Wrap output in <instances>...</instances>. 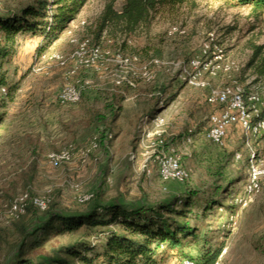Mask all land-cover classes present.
Listing matches in <instances>:
<instances>
[{"label": "rangeland", "instance_id": "1", "mask_svg": "<svg viewBox=\"0 0 264 264\" xmlns=\"http://www.w3.org/2000/svg\"><path fill=\"white\" fill-rule=\"evenodd\" d=\"M34 1L0 0V15L16 13ZM107 1L88 0L68 27L47 41L38 34L18 35L15 53L4 66L8 83L16 85V91L0 125V264H15L18 215L11 212V206L23 195L27 200L46 201L64 214L83 213L92 200L154 206L186 199L190 201L186 221L193 235L173 249L160 245L156 264H180L185 259L200 262L205 253L218 248L222 250L216 264H264V176L259 191L245 206L235 203L246 197L248 153L241 131L229 128L221 146L210 142L208 120L220 107L205 102L206 91L190 88L178 78V64L198 56L200 46L212 34L224 52V64L231 69H220L208 78L210 85L221 88L235 80L248 94L264 99V78L257 80L252 69L246 68L253 47L264 45V12L254 14L249 7L227 0H194L193 5L158 7L149 27L134 35L116 39L103 33L97 42L92 32ZM122 4L116 1L115 10L120 11ZM81 21L85 26H80ZM71 40H88L109 55L100 61L98 71L82 69L69 80L89 84L77 104L62 106L55 96L66 82V70L49 56L68 57L74 49ZM156 52L160 58L154 57ZM118 53L137 56V72L149 66L151 79L138 76L133 79L134 88L116 86L121 75L115 61ZM153 59L159 67L150 65ZM116 112L118 119L112 122ZM154 113L163 117V137L189 171L184 184L162 182L152 163L146 174L141 168L146 156L141 161L136 157L137 145L146 150L140 142L141 121ZM104 128L111 139L104 146L101 138L100 147L84 158L82 153L93 137L104 135ZM68 148L72 160L54 167L48 156ZM253 149L264 167V134L254 140ZM235 154L241 158L235 160ZM89 195V200L80 202ZM33 217L27 216L28 224L34 223ZM79 235L51 236L39 252L49 253ZM92 237L87 242L100 251L103 237ZM74 264L81 263L75 260Z\"/></svg>", "mask_w": 264, "mask_h": 264}, {"label": "trees", "instance_id": "2", "mask_svg": "<svg viewBox=\"0 0 264 264\" xmlns=\"http://www.w3.org/2000/svg\"><path fill=\"white\" fill-rule=\"evenodd\" d=\"M87 1L35 0L16 13L0 15V125L4 121L6 105L13 101L16 91V85L8 83L4 66L15 53L17 36L29 33L38 34L45 41L54 38L68 27ZM116 1L108 0L97 19L92 32L97 42L103 33L116 39L127 38L139 29L149 27L152 14L158 7L194 4V0H121V10L117 11L114 8ZM227 2L234 6H247L254 14L264 12V0ZM154 57L160 58V53L156 52ZM246 68L252 69L257 80L264 78V45L253 47ZM247 94L244 90V95ZM261 116H264V111ZM117 119L118 112L113 113L112 122ZM98 138L101 141L104 135ZM32 200L25 202L24 212L18 215L14 224L19 238L15 264H74L75 260L81 264H156V251L160 245L166 244L165 248L173 249L182 244V239L193 235L186 221L190 206L186 199H174L154 206L92 200L85 212L77 214H64L46 205L41 216ZM178 203L182 204L181 207ZM28 215L34 216V223L28 224ZM79 232L81 235L74 241L60 244L49 253L39 252L51 236L73 237ZM92 236L103 237L100 251L87 242V238ZM221 250L218 248L205 253L196 264H216Z\"/></svg>", "mask_w": 264, "mask_h": 264}, {"label": "built area", "instance_id": "3", "mask_svg": "<svg viewBox=\"0 0 264 264\" xmlns=\"http://www.w3.org/2000/svg\"><path fill=\"white\" fill-rule=\"evenodd\" d=\"M80 26H85V22L81 21ZM174 32L177 30L173 29ZM74 45V49L68 57H63L59 54H51L49 60L55 62L59 67L65 69L64 77L65 84L57 92L55 100L62 106L77 104L81 97L84 86L89 84L87 81L82 84H74L69 80L72 79L79 70L98 71V65L109 53L103 52L98 44H92L88 40L78 42L70 41ZM118 67L121 69L119 75L114 82L116 86L126 84L130 87H135L133 79L140 78L151 79V71L149 66L141 67L140 72H137L134 64L137 62V56L130 55L128 57L116 54ZM226 61L222 48L218 45L212 34H208L206 41L200 46L198 56L192 58L186 64H178V78L182 84L197 90L206 91L205 102L210 106L220 107V111L212 114L209 117V125L206 136L210 142L221 146L227 134V130L231 127L240 129L247 147V178L244 186V195L246 197L235 201L236 204L245 206L253 193L260 189V179L264 176V167L261 166L260 160L253 149V142L264 134V116L262 115L264 108V99L258 95L249 93L244 95V90L233 80L229 85L221 88H214L210 85L208 78L214 77L220 69L228 72L231 65ZM150 65L159 67L158 60H152ZM41 71V68H37ZM162 102H159L161 108ZM165 121L161 114L154 113L147 115L141 121V137L140 142L145 146V159L141 165L142 170L146 174L150 173L148 163H152L160 180L164 183L175 182L184 184L190 177L189 171L186 170L182 163L181 157L176 149L169 144V141L163 137ZM111 139V134L104 133L103 144ZM189 140V139H188ZM98 137H93L88 148L84 150L82 156L85 158L100 147ZM49 161L54 167L68 163L72 160V149H63L57 153H51ZM240 154H235L234 159L239 160ZM91 195L80 199V202L87 201ZM27 201V195H23L16 199L11 206V212L15 215H20L24 212L23 206ZM33 204L41 211L46 208V201L33 199ZM180 264H196L195 261L185 259Z\"/></svg>", "mask_w": 264, "mask_h": 264}, {"label": "crops", "instance_id": "4", "mask_svg": "<svg viewBox=\"0 0 264 264\" xmlns=\"http://www.w3.org/2000/svg\"><path fill=\"white\" fill-rule=\"evenodd\" d=\"M138 148V149H137ZM139 150V151H138ZM136 157L138 158V161H141L142 160V158H143V156L145 157L146 155H145V150H142V149H140V147L137 145V147H136Z\"/></svg>", "mask_w": 264, "mask_h": 264}]
</instances>
